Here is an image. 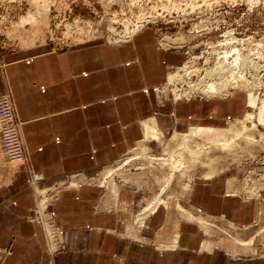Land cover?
<instances>
[{
    "label": "crops",
    "instance_id": "crops-1",
    "mask_svg": "<svg viewBox=\"0 0 264 264\" xmlns=\"http://www.w3.org/2000/svg\"><path fill=\"white\" fill-rule=\"evenodd\" d=\"M171 56L157 49L153 32L142 30L119 46L87 42L4 58L0 92L13 96L28 156L0 184V264L50 262L44 231L29 216L36 202L32 171L42 174L40 186L74 172L101 178L142 138L144 122L154 116L169 129L176 117L220 126L244 113V97L237 93L227 99L159 101L153 86L165 79ZM228 180L223 173L194 180L188 194L192 208L198 206L207 216L222 214L237 225L251 224L255 200L237 197ZM136 195L135 189L121 186L115 196L93 182L61 188L52 209L65 247L54 263L264 264V254L238 256L214 238L202 241L199 221L180 219L175 225L162 205L145 216L144 225L134 221L128 230L122 208ZM205 240L212 246L205 247Z\"/></svg>",
    "mask_w": 264,
    "mask_h": 264
},
{
    "label": "rangeland",
    "instance_id": "rangeland-1",
    "mask_svg": "<svg viewBox=\"0 0 264 264\" xmlns=\"http://www.w3.org/2000/svg\"><path fill=\"white\" fill-rule=\"evenodd\" d=\"M142 30L153 32L157 49L172 54L166 64L165 79L153 86L159 101L227 99L237 93L244 97V113L220 125L227 129H223L218 140L203 133L194 134L186 140L188 148L183 146L181 135H174L175 125L188 118L176 117L173 127L164 129L156 116L152 117L147 122L153 126L154 136L146 138L144 129L142 138L104 170L101 178V174L91 178L74 172L67 179L57 180L58 185L54 182L40 186L37 181L42 174L38 176L32 171V183L36 181L39 190L33 187L36 195L41 190L48 193L49 187L56 190L59 185L74 186L78 181L99 183L115 196L121 186H129L137 195L123 207V221L126 228L130 227L128 230L136 226L134 221L138 217L145 222L152 201L174 195L182 206L203 220L188 219L178 205L168 209L167 220L171 219L175 225L180 219L199 221L202 241L214 238L238 256L264 254V0H0V65L4 58L22 51L61 50L69 45L102 41L119 46ZM221 61L220 71H227L223 74V85L219 84L218 92L207 91L206 80H218L219 73L215 70ZM3 95L10 96L24 156L18 160L8 149L0 120V184L9 181L28 156L13 96L0 92V97ZM188 149L198 150L197 161L190 162ZM172 155H181L186 162L161 191ZM208 171L230 177L228 189L238 193L237 197L255 200L254 222L237 225L222 214L207 216L198 206L192 208L186 185ZM52 205L51 200L41 208L34 204L29 216L40 223L47 247L51 230L45 221L56 223L54 242L59 246L53 253L57 254L65 246ZM241 239L251 241L244 243ZM206 240L204 246L211 247L213 243ZM55 258L49 256L47 261L54 262Z\"/></svg>",
    "mask_w": 264,
    "mask_h": 264
},
{
    "label": "bare ground",
    "instance_id": "bare-ground-1",
    "mask_svg": "<svg viewBox=\"0 0 264 264\" xmlns=\"http://www.w3.org/2000/svg\"><path fill=\"white\" fill-rule=\"evenodd\" d=\"M221 67L223 68V62L222 61H221V64H219L218 68L216 67L217 70H215L217 73H219L218 77H217L218 80H211V81L206 80V83H205L206 87L205 88H206L207 91L218 92L219 84L223 85L222 84L223 83V74H225L227 71L221 72L220 71ZM212 76L210 77L211 79H213ZM168 80H169V78H168ZM183 85H185V84H183ZM162 91L166 92L165 89H162ZM190 95H191V93H190ZM190 95H186V96L188 97ZM156 121L158 123L160 122L159 121V117H156ZM144 126H145V137L146 138H152L154 136V134H153L154 131H153V128H152L153 126H151L149 124V121L148 122L145 121L144 122ZM223 129H227V127L226 126L214 127L213 125H211V123H209V124L208 123H203V121L196 119V117H190L186 121L178 122L175 125L174 135L175 136L176 135H181L183 137V146L188 148L186 140H188L190 136H192L194 134H198V133H203V134H206V135H210V137L215 138V140H218L220 138V134L222 133ZM187 153H188V155H190V157H192L190 159V162L197 161V158L199 157L197 155L198 154V150L197 149H188ZM188 155H186V156H188ZM177 156L174 157V155H172V158L170 160L168 159L169 160L168 164H169L170 170L168 172V175L166 177L167 178L166 182H165L164 186H162L161 191H163L165 189L166 185H168L169 182L171 181V179L174 177L175 171L181 169L185 165L186 161L184 160V157H182L181 155L178 156V157ZM160 158H161V156L157 157V159H160ZM214 174H215L214 171H208L200 179H202V180L211 179ZM33 177H36V176L34 175ZM33 184L35 185L34 187L37 189V191H39L38 187H37V182L35 181ZM54 184L58 185V181L55 182ZM60 188H61L60 185L58 186V188L56 190H53V189L50 190V187H49V190H47L48 193H43L44 190H41L43 192L39 193L38 195H36V203L35 204H37V206H39L41 208V207H43L42 204L43 203H47V201H49V200H51L52 203H53L54 200H52L51 197L54 196L55 199H56L59 196ZM191 189H192V184L187 183V185H186V190L187 191L186 192L190 193ZM52 190H53V193H52ZM57 191H58V194H56V196H55V193ZM160 205H164L167 209L172 207V205H178L180 207V209H182L183 214L185 215V217H187L188 219L203 220L200 215H195V213H193V211H191L189 208H186L185 206H182L178 202L177 197L174 196V195H168L165 198L158 197L157 200L152 201L151 204L148 205V208H151V212H154L155 209L158 206H160ZM137 223L139 225H144L145 224V222L143 221V219H141V217L140 218L138 217ZM53 225L55 226L56 223L55 222H53V223L48 222L47 223L48 228L51 230L50 236L52 238H53V227H52ZM241 240L244 243H248V242L251 241V240L249 241V240H244V239H241ZM58 245L59 244H57L55 242L50 243L49 240H48V251H49V253L51 252L50 254H52L53 256L55 255V253H53V251L55 250V248L58 247ZM38 264H55V263L53 261H50L48 263L40 262Z\"/></svg>",
    "mask_w": 264,
    "mask_h": 264
},
{
    "label": "built area",
    "instance_id": "built-area-1",
    "mask_svg": "<svg viewBox=\"0 0 264 264\" xmlns=\"http://www.w3.org/2000/svg\"><path fill=\"white\" fill-rule=\"evenodd\" d=\"M0 104H1V118L0 120L3 121L4 129L6 138H7V146L8 149L14 154V156L19 160L22 159L24 156L23 144L21 140V136L18 130L17 123L14 119L13 107L10 96L3 95L0 97ZM49 221H45V225ZM53 227V238L50 236L49 242L52 243L57 239V226ZM48 228V226H47ZM56 243V242H55ZM59 246V245H58Z\"/></svg>",
    "mask_w": 264,
    "mask_h": 264
}]
</instances>
